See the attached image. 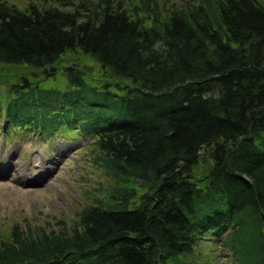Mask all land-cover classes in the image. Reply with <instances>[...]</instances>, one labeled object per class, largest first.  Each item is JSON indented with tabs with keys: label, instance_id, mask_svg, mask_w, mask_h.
Segmentation results:
<instances>
[{
	"label": "trees",
	"instance_id": "16d2710c",
	"mask_svg": "<svg viewBox=\"0 0 264 264\" xmlns=\"http://www.w3.org/2000/svg\"><path fill=\"white\" fill-rule=\"evenodd\" d=\"M24 1L0 0V65L42 71L79 53L101 73L88 84L64 67L62 88L9 84L0 121L93 139L109 182L70 231L12 225L0 264H196L205 244L230 264H264V7Z\"/></svg>",
	"mask_w": 264,
	"mask_h": 264
},
{
	"label": "rangeland",
	"instance_id": "374dc122",
	"mask_svg": "<svg viewBox=\"0 0 264 264\" xmlns=\"http://www.w3.org/2000/svg\"><path fill=\"white\" fill-rule=\"evenodd\" d=\"M9 1L20 9L28 6L24 0ZM159 1L175 6L192 2ZM256 1L264 7V0ZM53 67L54 71H37L24 65H0V74L8 77L7 86L0 83V96L5 98L9 84L19 85L22 79L29 81V78L46 84L44 87L62 88L66 84L64 67L77 68L84 73L88 84L99 82V66L79 53H67ZM200 153L204 154V151ZM96 154L94 140L79 136L74 130H58L53 137L45 138L23 128L12 129L9 123L0 121V237L8 235L14 224L58 231L61 229L59 223H63L68 231L74 228L81 210L94 203V198L104 197L100 184L105 187L109 182L93 163ZM56 157L58 160L53 164ZM11 158L17 161V170L4 176L5 163ZM33 161L37 167H33ZM207 165L209 161H201L194 169L196 179L206 173ZM32 167L34 170L30 171L34 173H29L28 169ZM18 176L21 177L16 180ZM197 252L196 264H230L227 254L220 250L218 244L202 245Z\"/></svg>",
	"mask_w": 264,
	"mask_h": 264
},
{
	"label": "bare ground",
	"instance_id": "6f19581e",
	"mask_svg": "<svg viewBox=\"0 0 264 264\" xmlns=\"http://www.w3.org/2000/svg\"><path fill=\"white\" fill-rule=\"evenodd\" d=\"M12 159H13V158H11V161H10V162L5 163V164H6V170H5V172H4V171L2 172V175L4 174V176H8V175L11 174L12 171L14 172V171L17 170V166H18V165H17V161H16V160H13V161H12ZM57 160H58V158L56 157V158H55V162H54L53 164H55ZM33 163H34V164H33ZM32 164H33V167H37V165L35 164L34 161L32 162ZM33 167L31 168V170H34ZM52 168H53V167H52ZM52 168H50V169H52ZM50 169L47 170V171L49 172ZM31 172H32V171H31ZM41 175H42V174H41ZM20 177H21V176L15 177V179H16V180H19Z\"/></svg>",
	"mask_w": 264,
	"mask_h": 264
},
{
	"label": "water",
	"instance_id": "95a60500",
	"mask_svg": "<svg viewBox=\"0 0 264 264\" xmlns=\"http://www.w3.org/2000/svg\"><path fill=\"white\" fill-rule=\"evenodd\" d=\"M54 70H55V69H54L53 67H50V68H49V71H54ZM28 85H29V82L27 81V79H22V84H21V85H18V88H19L20 90H23L24 88L28 87ZM214 143H215V141H213V142H211L209 145H207V146L205 147V150L208 149V148H210L211 145L214 144Z\"/></svg>",
	"mask_w": 264,
	"mask_h": 264
}]
</instances>
